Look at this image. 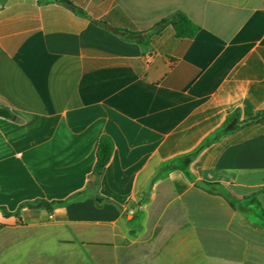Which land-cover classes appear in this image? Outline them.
Wrapping results in <instances>:
<instances>
[{
  "label": "crops",
  "instance_id": "crops-1",
  "mask_svg": "<svg viewBox=\"0 0 264 264\" xmlns=\"http://www.w3.org/2000/svg\"><path fill=\"white\" fill-rule=\"evenodd\" d=\"M63 1L0 0V206L18 213L0 211V264H264V124L186 159L228 111H264V0H68L89 18ZM177 11L195 38L95 22Z\"/></svg>",
  "mask_w": 264,
  "mask_h": 264
},
{
  "label": "trees",
  "instance_id": "trees-1",
  "mask_svg": "<svg viewBox=\"0 0 264 264\" xmlns=\"http://www.w3.org/2000/svg\"><path fill=\"white\" fill-rule=\"evenodd\" d=\"M66 5L72 8L78 14L89 18V16L80 8L74 6L70 1L65 0L63 1ZM95 22L99 25H103L105 27L111 28L116 33H118L122 39L128 42H136L141 45L147 44L151 38L155 35L161 34L165 28L171 26L174 29V33L176 38L178 39H193L197 36L200 32L201 27L193 22L186 14L177 11L171 14L170 16L162 19L161 21L157 22L153 27L147 30H138L133 27L129 28H115L108 25V22L105 20H95ZM0 117L4 118H13L14 114L5 107H0ZM254 124H264V111L258 112L256 115L249 119L242 120L240 115V110H231L228 111L226 115V119L221 127L217 130L212 132L201 144L200 146L195 149L193 152L186 156L188 162H192L196 159L199 154L211 144L219 141L221 138L233 134L238 130L254 125ZM114 141L109 136H102L98 142L97 152H96V163L94 167V175L97 177L100 176L104 168L109 164L113 153H114ZM188 178L193 179L188 167L184 169ZM211 185V184H208ZM212 186V185H211ZM215 186V185H214ZM264 193V190L262 191ZM257 194L253 195V198H256ZM94 199L96 201V205L101 208L105 204L110 203L111 201L107 198L94 195ZM70 203V200L65 201H53V202H46V201H38V202H28L25 203V206L30 208H40L42 205L46 207L48 210H53L57 207H62ZM0 211L3 212L5 216H11L13 214L18 215V213H11L5 207L0 206Z\"/></svg>",
  "mask_w": 264,
  "mask_h": 264
},
{
  "label": "water",
  "instance_id": "water-1",
  "mask_svg": "<svg viewBox=\"0 0 264 264\" xmlns=\"http://www.w3.org/2000/svg\"><path fill=\"white\" fill-rule=\"evenodd\" d=\"M96 181V175H93L88 183V188L91 189L93 187L94 182Z\"/></svg>",
  "mask_w": 264,
  "mask_h": 264
}]
</instances>
